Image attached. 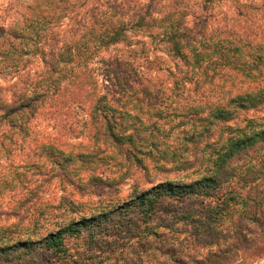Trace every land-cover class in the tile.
Segmentation results:
<instances>
[{
	"label": "trees",
	"instance_id": "trees-1",
	"mask_svg": "<svg viewBox=\"0 0 264 264\" xmlns=\"http://www.w3.org/2000/svg\"><path fill=\"white\" fill-rule=\"evenodd\" d=\"M45 1L27 6L24 36L0 26L1 55L24 40V81L0 95V187L24 186L26 144L71 216L24 234L15 191L0 209V264L264 256V0ZM42 115L57 139L35 136ZM150 169L174 177L89 213L74 196Z\"/></svg>",
	"mask_w": 264,
	"mask_h": 264
},
{
	"label": "rangeland",
	"instance_id": "rangeland-1",
	"mask_svg": "<svg viewBox=\"0 0 264 264\" xmlns=\"http://www.w3.org/2000/svg\"><path fill=\"white\" fill-rule=\"evenodd\" d=\"M141 1L147 2V0ZM190 1L192 3L198 2V0H189V2ZM37 5L40 10L48 8V4L45 0H37ZM27 6L34 7L35 3H33L32 0H0V26L6 29H14L16 33L24 36V13L27 12L30 14V11L26 9ZM227 20H229V18H227ZM219 27H221V24L214 22L211 29ZM12 44L16 48L15 51L9 52L8 55H1L0 53V95L4 97H10L14 90L12 85L15 81L19 83L24 81V40L19 38L13 40ZM156 56H161L163 60H167V58L160 53L150 52L151 59H154ZM32 60L33 63L29 68L34 69L39 65V62L35 58H32ZM182 98L184 97L179 96L176 100L182 102ZM78 119H80V125L83 127V122L86 120L84 114L80 113ZM34 125L35 128L33 132L35 136L40 138L49 133L53 136L52 138H58L56 131L53 129L54 123L50 122L46 116H40L39 119L35 121ZM80 140L86 142V137L83 135ZM28 149V145L25 144L24 169H22L24 170V186L12 189V184L10 183L7 185L6 189L0 187V209L3 210V208L8 207L6 203L9 202L10 196H12L15 191H24V221L20 225L24 228V234L30 229L33 230V232L42 233L44 230H51L61 225L58 224V222H61L65 217L69 218L68 216L71 215L65 213L62 211V208H60L61 196H64V191H62L58 183L56 181L52 182L50 185L44 183V175L46 173L44 168L41 167L42 162L35 160L37 164H40V166L35 167L28 164V158L26 157ZM16 162L19 164L18 159ZM9 165L10 163L7 166ZM173 177V174H162L150 169L148 175L145 171L137 172V175H133L131 179H127L122 184L113 187L102 186L95 188L92 186L89 190L83 193H76L74 196L87 203L84 210L91 205H96L98 202L112 204L122 203L128 200L135 186H139L140 189H148L153 184L165 178ZM151 180L152 184H149L148 182H151ZM10 190H12L11 193H9ZM84 193L85 195H80ZM85 212L89 213L90 210L87 209ZM76 214L80 215L78 212ZM246 255L247 254H241V258L233 257L225 264H264V256L255 260L253 257L247 258ZM38 264H41L40 260Z\"/></svg>",
	"mask_w": 264,
	"mask_h": 264
}]
</instances>
